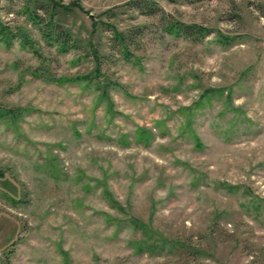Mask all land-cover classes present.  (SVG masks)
<instances>
[{
  "label": "rangeland",
  "instance_id": "rangeland-1",
  "mask_svg": "<svg viewBox=\"0 0 264 264\" xmlns=\"http://www.w3.org/2000/svg\"><path fill=\"white\" fill-rule=\"evenodd\" d=\"M128 1L0 0V264H264V0Z\"/></svg>",
  "mask_w": 264,
  "mask_h": 264
},
{
  "label": "trees",
  "instance_id": "trees-1",
  "mask_svg": "<svg viewBox=\"0 0 264 264\" xmlns=\"http://www.w3.org/2000/svg\"><path fill=\"white\" fill-rule=\"evenodd\" d=\"M169 1H179V0H169ZM184 1H195V0H184ZM127 6L130 8H136L141 13L144 14H153V13H160L163 14L162 9L158 5V3L155 0H129L127 3ZM42 5V4H41ZM44 10H49L47 4H43ZM54 11H50V15L46 20H43L41 16H38L39 23L42 22V24L39 25V29L41 32V35L47 40V41H56V46L59 49H67L70 45H73V42L71 40L70 33L67 29H65L62 24L54 20L53 18ZM142 25H134L132 28L126 33V38H131L138 33L141 32ZM166 29L173 33H184L187 35H198L203 32V30L196 25L181 22L178 20H172L168 24H166ZM14 36V32H12L7 26L3 25L0 22V39H3L4 41H9L8 39L10 37ZM115 36H119L118 33H116ZM120 37V36H119ZM121 37H124V35H121ZM123 39V38H122ZM120 39V40H122ZM132 39V38H131Z\"/></svg>",
  "mask_w": 264,
  "mask_h": 264
}]
</instances>
